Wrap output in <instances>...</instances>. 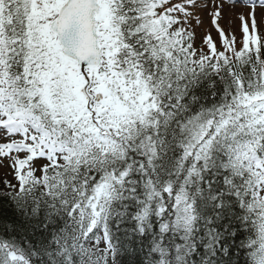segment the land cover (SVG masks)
I'll list each match as a JSON object with an SVG mask.
<instances>
[{"label":"snow or ice","instance_id":"snow-or-ice-1","mask_svg":"<svg viewBox=\"0 0 264 264\" xmlns=\"http://www.w3.org/2000/svg\"><path fill=\"white\" fill-rule=\"evenodd\" d=\"M0 264H264V0H0Z\"/></svg>","mask_w":264,"mask_h":264},{"label":"rangeland","instance_id":"rangeland-1","mask_svg":"<svg viewBox=\"0 0 264 264\" xmlns=\"http://www.w3.org/2000/svg\"><path fill=\"white\" fill-rule=\"evenodd\" d=\"M238 24H239V21L234 22V27H237V35L239 36ZM213 34L215 35V33H213Z\"/></svg>","mask_w":264,"mask_h":264}]
</instances>
